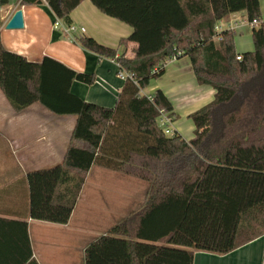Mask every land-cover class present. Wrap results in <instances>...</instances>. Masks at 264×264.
I'll return each instance as SVG.
<instances>
[{
    "label": "trees",
    "instance_id": "16d2710c",
    "mask_svg": "<svg viewBox=\"0 0 264 264\" xmlns=\"http://www.w3.org/2000/svg\"><path fill=\"white\" fill-rule=\"evenodd\" d=\"M11 0H0L2 8ZM85 0L47 2L70 25ZM104 14L133 27L120 44L132 54L81 34L83 48L116 59L125 83L113 107L86 101L72 92L75 80L93 84L95 74L78 72L45 56L35 62L7 50L0 33V89L13 109L40 103L57 115H74L75 125L63 161L31 173L33 191L48 192L51 206L73 210L95 165L148 182L140 210L122 221L132 264H194L195 251L227 254L264 235V20L260 0H90ZM245 11L254 49L238 52L235 30L216 32L230 14ZM215 35L221 36L220 40ZM68 36V35H66ZM69 37V36H68ZM174 55L189 56L200 84L215 98L190 114L194 136L169 135L160 110L173 114L162 89L151 100L142 90L165 72ZM161 66V67H160ZM155 67H160L153 72ZM174 115V114H173ZM54 178V179H53ZM31 211V206H30ZM18 244L32 260L26 221ZM22 235V236H21Z\"/></svg>",
    "mask_w": 264,
    "mask_h": 264
},
{
    "label": "crops",
    "instance_id": "0c3cea01",
    "mask_svg": "<svg viewBox=\"0 0 264 264\" xmlns=\"http://www.w3.org/2000/svg\"><path fill=\"white\" fill-rule=\"evenodd\" d=\"M260 2L264 20V0ZM18 9L23 11L24 27L7 28ZM55 19L47 2L22 5L21 0H11L2 8L3 46L30 61L40 62L49 56L78 72L95 74L93 84L75 80L72 92L86 101L113 107L126 79L118 62L74 42L61 27L55 28ZM72 19L74 24L86 28L84 34L116 48L117 55L132 54V46L122 45L120 40L129 36L133 27L104 14L90 0L72 12ZM228 19L221 31L234 29L237 22L239 26L234 30L238 52L253 50V26L246 12L230 14ZM158 89L173 104L174 130L191 139L194 134L190 133V114L210 103L216 90L197 81L187 55L169 60L163 75L153 79L142 92L152 94ZM74 125V115L54 114L38 102L17 112L0 89V264H132L122 220L133 212L134 203L132 198L106 193L114 190L116 184L112 181L117 182L116 178L105 176L106 170L91 168L71 211L49 204L54 178L48 192L33 191L31 173L63 161ZM98 191L108 195L110 207L103 208ZM9 220L27 222L31 259L36 263L22 262L27 255V248L18 244L23 227ZM88 222L104 226L96 228V234L87 233ZM194 264H264V235L227 254L197 250Z\"/></svg>",
    "mask_w": 264,
    "mask_h": 264
},
{
    "label": "rangeland",
    "instance_id": "374dc122",
    "mask_svg": "<svg viewBox=\"0 0 264 264\" xmlns=\"http://www.w3.org/2000/svg\"><path fill=\"white\" fill-rule=\"evenodd\" d=\"M228 22H229V19L226 18L224 20H221L219 25L224 26ZM190 124H191V127L193 128V129H190V133L194 134L195 124H194L192 119L190 120ZM95 169L106 170L105 171V172H107V175H105L106 177H112L113 179L116 178L117 182L112 181L113 184H116L114 187V190L112 188V190L110 192H106L108 195L112 194L113 197H115V195H121V196L125 197V199H128V200H130L132 198L133 203H134L133 212L140 210L143 207V205L146 201V191H147V187H148L147 181L142 180V179H138L134 176L126 175V174H123V173H120L117 171L109 170L106 168L104 169L103 167H100L97 165L94 166V170ZM119 183H122L120 185V187L117 186V184L119 185ZM97 194H98V197L100 198L98 200L100 203H102L103 208H107V206H109V207L111 206L109 203V200L107 198V196H108L107 194H105L102 191H98ZM103 226H104L103 224L88 222L86 224L87 233L96 234L97 233L96 228L103 227ZM87 237H89V234H87Z\"/></svg>",
    "mask_w": 264,
    "mask_h": 264
},
{
    "label": "built area",
    "instance_id": "2783aa9c",
    "mask_svg": "<svg viewBox=\"0 0 264 264\" xmlns=\"http://www.w3.org/2000/svg\"><path fill=\"white\" fill-rule=\"evenodd\" d=\"M260 22L259 19H253L252 21H250V23L252 24V26H254L255 24H258ZM54 26L55 28H58V27H61L63 29V31L66 33V35H68L70 38H74L75 36L77 35H81V34H84L86 32V28L84 26H78L74 23L70 24V25H67L65 24L62 19L56 17L55 19V22H54ZM238 23L235 22L234 23V29L238 28ZM216 32H220L221 31V26L220 25H217L216 26ZM233 29V28H231ZM215 39L216 40H220L221 39V36L219 35H215ZM178 56L177 55H174L170 60L172 59H175L177 58ZM165 64H162L161 66H165ZM160 66V67H161ZM160 67H155V69L153 70V72H157L159 70ZM125 75V77H130V78H134L132 74L128 73V72H121ZM148 97L153 100V96H154V93L152 94H147ZM174 115L171 114L170 112H167L166 110L164 109H161L160 110V118H159V123H160V126L165 130V132L169 135H173L175 130L173 128V123H174Z\"/></svg>",
    "mask_w": 264,
    "mask_h": 264
},
{
    "label": "water",
    "instance_id": "95a60500",
    "mask_svg": "<svg viewBox=\"0 0 264 264\" xmlns=\"http://www.w3.org/2000/svg\"><path fill=\"white\" fill-rule=\"evenodd\" d=\"M24 27V17H23V11L21 9H18L13 17L10 19V21L7 24V28L9 29H18Z\"/></svg>",
    "mask_w": 264,
    "mask_h": 264
}]
</instances>
